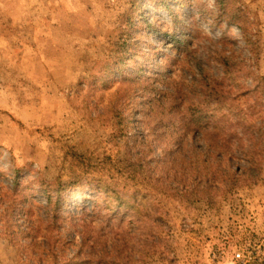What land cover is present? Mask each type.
Returning a JSON list of instances; mask_svg holds the SVG:
<instances>
[{
	"label": "rangeland",
	"instance_id": "obj_1",
	"mask_svg": "<svg viewBox=\"0 0 264 264\" xmlns=\"http://www.w3.org/2000/svg\"><path fill=\"white\" fill-rule=\"evenodd\" d=\"M256 76L264 0H0V264H264Z\"/></svg>",
	"mask_w": 264,
	"mask_h": 264
},
{
	"label": "trees",
	"instance_id": "obj_2",
	"mask_svg": "<svg viewBox=\"0 0 264 264\" xmlns=\"http://www.w3.org/2000/svg\"><path fill=\"white\" fill-rule=\"evenodd\" d=\"M172 42L174 41V44H181L182 39L178 38H173V40H171ZM208 56H211V53H208ZM221 59H218L217 61L219 62V64H221L224 67L225 73H226V77H231L232 74L240 75L241 74V70L239 68V64L238 62H236L232 57L230 56H224V54H221L219 57H222ZM257 78H252V81L255 82V85L253 86H243V90L240 91V89L238 90L237 93H233L231 96L228 95L227 96H219V98L221 97V100H219V102H236L238 101L241 97L242 98H247V96L251 95L255 90L257 92V90H259V81L258 80H264V77L260 78L258 76H256ZM258 88V89H257ZM257 118V117H256ZM238 128H243L246 133H250L251 138L254 142L257 141V143H259L263 138H264V128L262 125H257L256 122L254 121V118H251V120H241L238 125L236 126V128L234 129L235 131ZM235 132L229 134L228 135L226 133H224V130H221L219 133L217 132L214 140L211 141L212 142V149L217 151L216 154L220 155L221 157H226L227 155V146L228 143H230L231 137H235L238 134H234ZM206 134H210V133H206ZM242 134H245L244 132H242ZM230 139V140H229ZM240 142L239 146L241 147L242 145H244V143L242 142V140H238ZM244 153V157L247 161V163H249L248 158L250 157L251 154V150L250 149H246L243 151ZM24 172V168L23 169H15L13 170V185L15 188L19 187L20 184L19 183V176ZM36 181H38V179H36ZM57 190L56 188H52L51 186H49V188L47 190H44V186H42V190L43 193L46 194L47 197V205L45 207L46 210V214H47V218L49 219L48 221V231L50 232L48 236L44 235V239L47 242V245L49 247V245H53L52 243V238L56 239V237L54 236L55 233L57 232V230H55L57 228L56 223L59 221V208H61L62 203L64 202V197H62L61 195V188L64 186V184H57ZM61 187V188H59ZM14 192V189H13ZM54 251L52 250L51 253H53Z\"/></svg>",
	"mask_w": 264,
	"mask_h": 264
},
{
	"label": "built area",
	"instance_id": "obj_3",
	"mask_svg": "<svg viewBox=\"0 0 264 264\" xmlns=\"http://www.w3.org/2000/svg\"><path fill=\"white\" fill-rule=\"evenodd\" d=\"M240 255H238V257H239Z\"/></svg>",
	"mask_w": 264,
	"mask_h": 264
}]
</instances>
